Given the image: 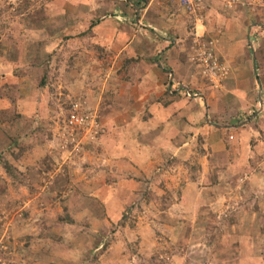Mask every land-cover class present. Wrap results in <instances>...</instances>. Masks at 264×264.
Here are the masks:
<instances>
[{
    "label": "rangeland",
    "instance_id": "rangeland-1",
    "mask_svg": "<svg viewBox=\"0 0 264 264\" xmlns=\"http://www.w3.org/2000/svg\"><path fill=\"white\" fill-rule=\"evenodd\" d=\"M52 3L55 2L0 0V29L6 30V27L18 22L23 14H29L28 21L33 24L34 15L42 10L54 12L55 18L58 6ZM139 14L135 23L139 22ZM189 19L187 35L175 42L171 41L166 47L184 50L185 64L187 69L193 71V78L204 80L217 91L225 90L231 72L226 62L218 56V47L224 46L222 38L227 37L235 50L241 51L246 55L247 61L254 64L258 78L263 80L264 0H239L232 9H226L221 4L215 5L205 13L203 28L196 27L194 18ZM238 31L240 36L236 35ZM209 42H214L215 54L227 70V75L217 80L215 87L204 79L200 67L193 59L197 50ZM164 49L167 50L163 46L161 51ZM96 55L93 58L97 65L94 68L96 72L89 74L94 79L90 78L89 86L84 83L83 87L84 94L87 89L92 95L97 94L93 101L99 103L98 94L105 91V88L108 89L109 84L120 90L126 78H133L135 73L132 71L137 72L135 65L140 58L136 56L125 61L118 53L108 55L103 52ZM163 55L166 54H161L157 66L165 71ZM61 58L62 61L55 71L50 74L45 72L47 85L42 86L45 77L38 83V89L45 88L42 93L51 97L52 107H57V110L62 108L60 112L58 110V115L62 117L58 118L61 126L71 104L77 101L82 102L87 111L98 113L102 124L100 138L111 133L110 128L103 127L106 120L100 116L99 111H108L109 106L117 104V101L109 94L110 97L108 95L100 107L95 105L92 109L88 106L86 96L74 97L69 93V79L61 76L67 70L63 63L66 58L60 56L57 63L59 64ZM69 60L71 61L69 58L66 61L68 65ZM166 74L168 99L179 96L182 91H187L188 95L185 97L189 101L200 102L199 99L204 98L196 92L194 93L199 98H190V89L175 87L176 75L172 72ZM3 78L6 79V75H2L0 81ZM4 90L5 85L0 87V91ZM176 90L180 93L175 92ZM263 94L260 89L258 101L263 99ZM6 102L10 110L0 112V131H3L8 117L17 109L15 103ZM104 105L106 110L103 109ZM248 113L247 118L250 120L252 117L253 126L261 124V119H264L263 100ZM40 119L42 123L46 122L43 114ZM144 119L149 121L151 116L145 114ZM53 120L50 122L53 127L42 131L41 136H36V152H31L32 149L25 145L30 143L33 145L31 147H36L29 142L30 131L23 126L17 137L13 136V146L10 149L0 147V264H264L263 174L251 176L247 169L237 172L238 178L233 179L236 188L234 185L228 186L229 182L227 188L214 189L206 182L198 184L197 187H186L191 179L200 177L202 172L201 170L199 173L198 170L201 167L199 157L204 154L206 138L200 135L195 139L194 147L188 148L196 153L194 160L190 153L183 160L171 155L166 157V161L161 162L153 174L157 180L152 183L149 179L148 186H144L136 197L128 198L120 192L123 190L120 183H124L121 182L124 178L120 179L116 172L119 167L112 166V162L109 164L107 157L103 158L100 144L102 140L99 138L88 141L86 145L91 144V149H86L88 153L85 145L78 156L71 155L64 148L67 145L64 138L66 128L57 127ZM56 127L59 132L54 131ZM34 129V133L38 134L37 129ZM244 133L249 132L244 130ZM224 135L228 139L231 137L230 132ZM1 141L0 145L4 146ZM6 144L10 145L9 142ZM45 145H50L48 152L44 150ZM230 145L228 141L229 152H234ZM21 147H25L27 151L17 159ZM240 152L246 157L249 155L246 147ZM42 161L44 162L39 164ZM25 164L39 167V172H36L39 180L35 188L33 179L27 178L28 172L31 173L33 169L27 166L30 169L24 172ZM6 165L18 169L24 175L26 186L8 176ZM124 174L131 178L137 176L134 172L127 174L124 171ZM95 185L97 197L91 190ZM13 189L17 192L13 193ZM44 196L47 197L46 200ZM82 196H88L91 200L87 206H82L85 210H78ZM114 199L122 201L123 204L113 202Z\"/></svg>",
    "mask_w": 264,
    "mask_h": 264
},
{
    "label": "crops",
    "instance_id": "crops-1",
    "mask_svg": "<svg viewBox=\"0 0 264 264\" xmlns=\"http://www.w3.org/2000/svg\"><path fill=\"white\" fill-rule=\"evenodd\" d=\"M53 1L55 3L52 4L58 6L55 18L54 12L42 10L34 15L32 24L28 21L30 15L23 14L18 22L6 27L0 39V77L6 75V79L0 81V87L5 85V90L0 91V95H3L0 96V112L10 110L6 101L15 103L17 107L5 122L3 131H0V140L4 144L0 147L10 149L13 136L23 126L30 131L29 142L36 147H31L33 145L30 143L25 145L32 149L31 152H36V136H41L42 131L53 127L50 126L53 117L57 127L65 128L66 119H62V126L58 121V110L60 112L62 108H53L51 97L42 93L43 88L38 89L40 79L46 76L45 72L50 74L55 71L62 61L61 58L58 64V58L62 56L66 58L63 63L67 70L61 76L69 79V93L76 98L86 96L88 106L92 109L95 105L100 107L109 94L117 101V104L109 106L108 111H99L100 116L106 120L103 127L111 129V133L100 138V144L103 158H108L107 162H112V166L119 167L116 172L120 179L124 178L121 181L124 183H120L123 190L119 191L124 196L136 197L144 186H148L149 179L152 183L156 181L153 174L158 170L157 166L166 161V157L171 155L183 160L190 153L194 160L196 153L188 148L194 147L195 139L200 135L206 138L204 154L199 157L201 167L198 170L202 172L200 177L191 179L186 187L193 188L206 182L214 189L232 185L236 188L233 179L238 178L237 172L244 169L251 176L264 175V119H261V124L253 126L252 117L250 120L247 118L248 112L255 109L262 100L264 111V94L263 99L258 101L260 89L264 93V78L256 80L259 76L254 64L249 63L241 51H236L227 37L222 38L224 46L218 47V56L226 62L231 73L225 90L217 91L204 80L193 78V71L186 67L183 49H167L171 41L175 42L187 35V23L190 20L189 15L173 4L172 0ZM138 14L139 22L135 23ZM236 35L240 36L241 33L238 31ZM163 46L167 50L161 51ZM103 52L108 55L118 53L125 61L137 56L140 61L135 65L137 72L132 71L135 73L133 78H126L120 90L109 84L108 89L98 94L100 102L94 103L93 98L97 94L92 95L89 89L84 94L83 84L89 86L90 78L94 79L89 75L96 72L94 68L97 65L93 58ZM161 54H166L162 56L165 71L157 66ZM68 58L71 59L69 65L66 62ZM167 72L176 75L175 87H187L193 93L202 94L204 98L200 102L189 101L184 93H180L168 99ZM42 114L46 118L45 123L40 119ZM145 114L151 116L149 121L144 119ZM37 120L39 122L36 123ZM57 127L55 132L58 131ZM34 128L38 134L34 133ZM244 130L249 133H244ZM228 132L231 134L230 139L224 135ZM228 141L234 152H229ZM6 142L10 145L7 146ZM49 147L45 145L44 150L48 152ZM245 147L249 154L247 157L240 152ZM86 149L90 150L91 144L85 146L87 152ZM12 159L20 163L16 158ZM27 166L31 165L25 164L24 172L30 169ZM36 167L31 166L33 170L27 174V178L35 182L34 188L39 180V176L36 177L39 167ZM124 171L127 174L134 172L138 177H128ZM250 183L253 184V181L250 180ZM96 188L95 185L91 189L95 197L98 195ZM16 192L13 189V193ZM90 200L88 196H82L78 210H85L82 206H87ZM113 202L123 204L116 199Z\"/></svg>",
    "mask_w": 264,
    "mask_h": 264
},
{
    "label": "built area",
    "instance_id": "built-area-1",
    "mask_svg": "<svg viewBox=\"0 0 264 264\" xmlns=\"http://www.w3.org/2000/svg\"><path fill=\"white\" fill-rule=\"evenodd\" d=\"M182 11L195 19L196 27H204L205 13L215 5L221 4L232 9L239 0H172ZM198 31V28H197ZM199 36V35H197ZM198 42V41H197ZM193 56L201 69L204 79L214 86L216 81L227 75L225 65L215 54L214 42L203 44ZM215 87V86H214ZM196 99L199 95L189 93ZM65 149L69 154L78 156L88 141H96L101 137L102 124L97 112L87 111L81 103H72L65 120Z\"/></svg>",
    "mask_w": 264,
    "mask_h": 264
},
{
    "label": "trees",
    "instance_id": "trees-1",
    "mask_svg": "<svg viewBox=\"0 0 264 264\" xmlns=\"http://www.w3.org/2000/svg\"><path fill=\"white\" fill-rule=\"evenodd\" d=\"M3 32H4V30L3 29H0V39L2 37V33ZM47 80L48 79H47V74H46L45 78L43 79L42 86L45 87L47 85L46 84V81ZM256 80L259 81V78H257ZM175 92L180 93L177 90ZM182 92L184 93L183 95H186V96L188 95L187 91H182ZM193 94H195V93H193ZM190 98H194V97H190ZM199 100L201 101L202 98H200ZM19 150H20V155L16 156L17 159H19L20 157H22L25 154V152L27 151V149L25 147H21V148H19ZM5 170H6V172H7V174H8L9 177L18 180L19 182L22 183V185L26 186V181H25L24 175L22 173H20L18 169H15L12 166L6 165L5 166Z\"/></svg>",
    "mask_w": 264,
    "mask_h": 264
}]
</instances>
